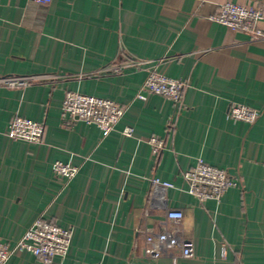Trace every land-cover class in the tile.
<instances>
[{
    "label": "crops",
    "instance_id": "obj_1",
    "mask_svg": "<svg viewBox=\"0 0 264 264\" xmlns=\"http://www.w3.org/2000/svg\"><path fill=\"white\" fill-rule=\"evenodd\" d=\"M226 3L264 9V0H0V77H50L0 87L1 242L12 246L43 216L74 231L65 264H264V41L210 21ZM114 65L121 74L108 71ZM152 67L187 83L182 108L136 98ZM71 92L128 110L104 137L63 118ZM233 104L260 114L236 121ZM15 116L44 123L43 142L9 139ZM152 137L164 140L160 153ZM198 159L238 180L220 204L188 193L182 173ZM58 161L80 167L67 186ZM169 210L185 215L177 228L193 243L189 259L145 254L148 230L176 228ZM7 264L41 263L18 251Z\"/></svg>",
    "mask_w": 264,
    "mask_h": 264
},
{
    "label": "built area",
    "instance_id": "obj_2",
    "mask_svg": "<svg viewBox=\"0 0 264 264\" xmlns=\"http://www.w3.org/2000/svg\"><path fill=\"white\" fill-rule=\"evenodd\" d=\"M41 4H48L52 0H35ZM209 20L222 27H227L248 37L249 42L264 41V30L260 23L264 21V9L259 5L245 6L235 3L221 5L219 12L211 15ZM143 65L142 63H138ZM145 64V63H144ZM124 65H114L108 71L121 74ZM48 76L26 77L6 76L0 77V87L9 89H25L32 83L40 80H49ZM187 83L163 75L155 67L148 70V75L141 86L136 98L142 101L148 99V95L154 94L168 99L175 108H182L184 91ZM128 107L110 99H104L82 93H68L62 108L63 118L78 119L88 125H95L101 129L104 137L109 136L125 116ZM258 109L233 104L228 115L236 121L253 123L259 116ZM45 125L26 117L15 116L7 129V137L13 141H23L31 145H39L43 142ZM134 129L128 127L124 130L125 137H132ZM155 153H160L165 148L163 139L152 137L149 140ZM80 172V167L58 161L54 165V173L67 186ZM189 185L188 193L201 205L209 201L220 204L225 194L238 186V180L232 177L228 171L212 166L203 159H198L197 164L182 173ZM156 188L164 190L174 189L175 185L169 182H161L153 179ZM185 215L181 210H169L167 220L176 228L155 232L147 231L145 254L160 257L180 251L181 256L189 259L193 256V243L182 237L178 225ZM74 236L72 228H64L60 225L38 217L28 228L24 235L12 246H8L0 240V264H7L18 251L33 255L41 264H53L55 259H60V264H65Z\"/></svg>",
    "mask_w": 264,
    "mask_h": 264
}]
</instances>
